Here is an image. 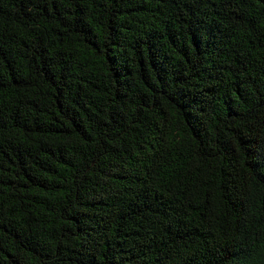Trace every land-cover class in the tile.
Wrapping results in <instances>:
<instances>
[{"label": "trees", "instance_id": "1", "mask_svg": "<svg viewBox=\"0 0 264 264\" xmlns=\"http://www.w3.org/2000/svg\"><path fill=\"white\" fill-rule=\"evenodd\" d=\"M0 264H264V0H0Z\"/></svg>", "mask_w": 264, "mask_h": 264}]
</instances>
